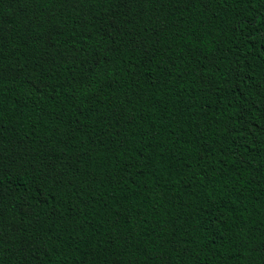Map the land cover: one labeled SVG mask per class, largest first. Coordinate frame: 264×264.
<instances>
[{"label":"trees","instance_id":"trees-1","mask_svg":"<svg viewBox=\"0 0 264 264\" xmlns=\"http://www.w3.org/2000/svg\"><path fill=\"white\" fill-rule=\"evenodd\" d=\"M0 264H264V0H0Z\"/></svg>","mask_w":264,"mask_h":264}]
</instances>
